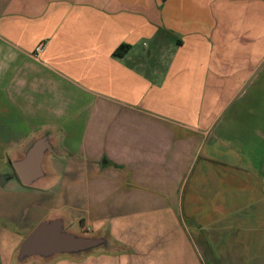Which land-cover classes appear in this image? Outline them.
Here are the masks:
<instances>
[{"label":"crops","instance_id":"obj_1","mask_svg":"<svg viewBox=\"0 0 264 264\" xmlns=\"http://www.w3.org/2000/svg\"><path fill=\"white\" fill-rule=\"evenodd\" d=\"M43 132L58 152L33 189L72 174L96 219L119 220L115 264H264V0H0V166ZM193 173L246 180L258 199L168 203ZM14 177L0 169V190ZM119 183L139 202L161 196L129 205L120 192L111 214ZM197 213L196 240L185 219Z\"/></svg>","mask_w":264,"mask_h":264},{"label":"rangeland","instance_id":"obj_2","mask_svg":"<svg viewBox=\"0 0 264 264\" xmlns=\"http://www.w3.org/2000/svg\"><path fill=\"white\" fill-rule=\"evenodd\" d=\"M7 166V167H6ZM0 166L3 172L13 173L12 167L6 165ZM50 166V164H49ZM62 169L63 167L54 162V168ZM194 173L189 174L185 180L179 181L178 194L176 196L169 197L168 203L172 200L179 204H192L198 208L207 207L211 204H216L222 201L225 206H230L234 203L233 200H237L240 203H249L251 198H257L258 196H248L247 191L244 189L247 187V181L243 179L223 180L219 181L216 179H208L205 183L199 181L200 185L196 180L193 179ZM65 181L60 182L55 187L48 191H42L41 189L36 190L29 187H24L18 181L17 178H12L8 181L4 189L0 190V208H12L15 213L17 223L9 222L6 219H0V264H15L13 255L18 245L25 239V237L32 231L37 224L44 219L47 215L52 213L51 211L65 208L64 212L71 219L70 227L76 231H83L90 234H96L100 231L105 232L110 241L117 245V250L113 252H93L84 255L80 258H64L57 264H115L118 260L112 259L117 256L118 253L122 252L123 249L118 240L122 237L116 233L119 228V220H112L105 224V221L96 219V214L92 211L90 203L84 202V199L89 202L92 201V197H89L88 190L79 188L78 184L73 181V175L69 174L66 176ZM55 180V179H54ZM51 180V183L54 182ZM56 181V180H55ZM48 187V184L46 185ZM136 186H126L119 183V192L117 191L111 197L110 204L112 206L111 214H116V208L121 207V196L120 192H125L129 198V205L136 204H154L158 202L149 201L153 197H160L161 195H152L151 198L145 196L143 202L137 200L140 190L136 189ZM236 191V195H233L231 190ZM222 191V196H216V191ZM215 192V193H214ZM242 193V194H240ZM84 195V196H83ZM111 196V195H110ZM108 196L107 198H109ZM90 198V199H88ZM135 198V199H134ZM69 209V211H68ZM68 212V213H67ZM201 213H197L195 217L185 219L186 225L189 227L193 238H197L201 233H206L205 230H200L203 218L200 216ZM230 215L225 221H233V213H227ZM241 215L242 227L238 229L241 235H251L252 230L251 224L254 218L253 212L249 208H246L242 213H236ZM23 217V218H22ZM78 224V226H77ZM208 230V229H207ZM257 236L264 237V229L258 230ZM197 240V239H196ZM199 247L201 245H198ZM34 264V263H33Z\"/></svg>","mask_w":264,"mask_h":264},{"label":"water","instance_id":"obj_3","mask_svg":"<svg viewBox=\"0 0 264 264\" xmlns=\"http://www.w3.org/2000/svg\"><path fill=\"white\" fill-rule=\"evenodd\" d=\"M57 152L50 132L40 133L25 142L20 154L11 159V166L21 185L41 188L50 178L45 166L46 158ZM70 224L71 219L64 212L47 215L16 248L14 263L49 264L58 258H80L93 252L118 249L105 232L90 234L76 231Z\"/></svg>","mask_w":264,"mask_h":264},{"label":"trees","instance_id":"obj_4","mask_svg":"<svg viewBox=\"0 0 264 264\" xmlns=\"http://www.w3.org/2000/svg\"><path fill=\"white\" fill-rule=\"evenodd\" d=\"M123 47L126 48V46H121V47L118 49V51L115 52V54H117V52H119L120 50H122Z\"/></svg>","mask_w":264,"mask_h":264},{"label":"built area","instance_id":"obj_5","mask_svg":"<svg viewBox=\"0 0 264 264\" xmlns=\"http://www.w3.org/2000/svg\"><path fill=\"white\" fill-rule=\"evenodd\" d=\"M41 51V46L36 48V52H40Z\"/></svg>","mask_w":264,"mask_h":264}]
</instances>
